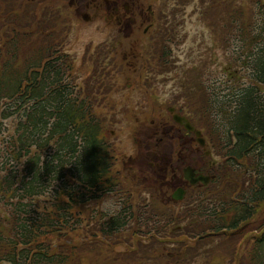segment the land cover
Instances as JSON below:
<instances>
[{
    "label": "trees",
    "instance_id": "trees-1",
    "mask_svg": "<svg viewBox=\"0 0 264 264\" xmlns=\"http://www.w3.org/2000/svg\"><path fill=\"white\" fill-rule=\"evenodd\" d=\"M230 2L223 44L236 43L237 86L199 96L184 89L192 118L207 127L222 158L213 184L230 196L209 195L203 204L173 214V220L186 219L188 233L216 245L221 238L237 244L242 224L254 220L255 232L245 239L247 253L264 264V0ZM34 7V13L40 10ZM11 13L0 28V204L6 208L0 213V264H73L71 257L81 252L70 237L75 207L84 208L99 191L114 190L118 181L102 121L87 115L91 105L98 111V102L110 99L111 89L94 90V98L78 102L71 99L72 89H64L58 64L43 68L42 62H25L24 68L22 47L39 38L41 23L24 24L31 7ZM7 25L15 26L8 30ZM125 224L113 217L100 229L112 234Z\"/></svg>",
    "mask_w": 264,
    "mask_h": 264
},
{
    "label": "rangeland",
    "instance_id": "rangeland-1",
    "mask_svg": "<svg viewBox=\"0 0 264 264\" xmlns=\"http://www.w3.org/2000/svg\"><path fill=\"white\" fill-rule=\"evenodd\" d=\"M28 1L33 2V0ZM222 1L224 2L225 0ZM186 4L188 5L186 7L178 6V15L174 18L171 16L167 20L168 26L172 23L175 24V21L177 23L176 39L170 43H166L168 64L172 66V72L165 75L159 50L155 51L154 49L153 55L150 58L151 60H147L146 63L156 65V68L150 67L149 69L150 73L156 72L154 76L155 86L152 84V78L147 81L145 77L143 83L137 84L139 89L123 88L120 91L112 93L110 96L111 100L114 98L116 103L118 102L116 104L117 109H115L116 113H114L115 122H111L109 131L117 130L115 135H111L110 140L116 145L120 156L119 164L124 160L122 167L130 170L132 175H140L146 185H155V172L159 175H164V167L168 157H172L175 164L179 167L186 163H194L192 158L198 157V152L194 153L195 151L193 152L192 149L195 143L194 140H189L187 143L182 140L181 145L186 144V146L178 147L179 142L177 139L176 143H174L167 137V135L174 134V129L165 134L163 133L165 131L162 130L161 135L158 136L150 131L152 130L151 126L154 125L152 120H156L155 123H158L160 114L168 116L164 106H167V104H177L179 106L185 104L184 98L180 97L181 94L183 95L184 90L179 88V85L184 84V82L186 83L184 72L188 71V78L191 81L196 79L194 71L196 74H199V82L194 87L197 96L206 91L214 92L224 89L230 83L232 86L237 84L233 81L234 78L230 79V73H233L237 69L234 61L235 58L232 57V52L236 49V43L228 40V43L223 44L222 36L225 37V30L222 27L220 31L217 26L218 38L216 42L214 41V24L222 16L221 12L208 11V21H204L199 18L202 4L199 5L198 0H188ZM197 5L199 7L195 9ZM231 5L230 0L227 4H224L222 8L223 17L225 13L230 12ZM28 6L31 7L32 13L35 14L34 2L24 4L22 1H18L11 6V12L19 11L20 13H25ZM194 9L196 12H194ZM102 22L104 23L105 21ZM75 28L80 30V34L70 38L72 40L71 44L74 56L76 55V65L78 68H82L79 72V82L83 84L87 78V82L91 83L90 89H93L98 83L89 80L88 77L97 68L100 69L98 72L100 74L102 68L105 69L107 64L113 65L112 63L114 62L106 58L104 51L98 50L101 47V41L104 42L107 38V33L98 32V24L96 22L93 29L88 25L83 27L75 26ZM91 47L92 50H90ZM96 59L99 60L102 66L95 61ZM200 79L204 81L203 87L200 85ZM128 84V78L120 77L115 89L117 87H125ZM262 88L264 91V85ZM97 90L95 89V91ZM106 111L109 112V110ZM141 111L144 112L143 115ZM130 113L134 117L130 118ZM135 119L137 122L134 121ZM109 123L110 121H107V124ZM164 136L166 137L165 140H163ZM189 152L192 153L189 154ZM130 156L133 159H130ZM159 180L164 182V179ZM161 188L157 187L158 190ZM222 193L219 192L218 195ZM226 195H229V193ZM98 210L100 212L98 216L106 217L107 214L111 213L112 207L106 203L102 206L99 205ZM3 211H5L4 206L0 204V213ZM79 232L93 237V245L87 252H81L82 257L78 264H162L160 261H155L154 258L156 249L160 247L159 244H156L158 241L150 240L147 236H142L141 238L139 234H132L131 231H128L126 237H121L124 233L121 232L115 234L114 238H111L113 241H116L112 246L102 248L101 244L104 237L97 228L92 226L88 229H80ZM135 232L139 233L136 229ZM165 246V263L169 261L168 264H170L171 260H176V258L168 255L174 246ZM215 249L219 250L218 247H215ZM233 249L232 245L222 242L220 253L225 256L219 258L214 264H239L237 259L236 262L231 261ZM239 250L242 251V255H245L248 247L244 243H241ZM196 253L198 254L197 251ZM198 260L200 263L204 261L202 258ZM245 264L249 263L246 261Z\"/></svg>",
    "mask_w": 264,
    "mask_h": 264
},
{
    "label": "flooded vegetation",
    "instance_id": "flooded-vegetation-1",
    "mask_svg": "<svg viewBox=\"0 0 264 264\" xmlns=\"http://www.w3.org/2000/svg\"><path fill=\"white\" fill-rule=\"evenodd\" d=\"M65 1L66 13L76 26L88 25L93 29L96 22L98 32L107 33L98 50L104 51L107 59L121 64L116 75L128 77L135 66V71L141 69L140 76H144L152 65L146 62L151 60L154 49L157 51L160 34L168 30L171 0ZM135 88L129 84V89Z\"/></svg>",
    "mask_w": 264,
    "mask_h": 264
},
{
    "label": "water",
    "instance_id": "water-1",
    "mask_svg": "<svg viewBox=\"0 0 264 264\" xmlns=\"http://www.w3.org/2000/svg\"><path fill=\"white\" fill-rule=\"evenodd\" d=\"M176 118L181 120L178 116ZM198 180H202L203 182H207L209 180V177L208 176H204V175H200L199 177L194 179L193 182H197Z\"/></svg>",
    "mask_w": 264,
    "mask_h": 264
}]
</instances>
